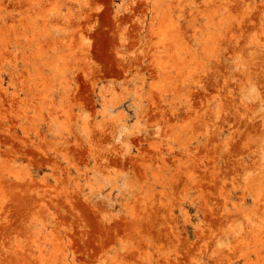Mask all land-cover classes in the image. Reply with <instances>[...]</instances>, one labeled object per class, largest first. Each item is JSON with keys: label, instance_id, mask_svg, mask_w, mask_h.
<instances>
[{"label": "rangeland", "instance_id": "obj_1", "mask_svg": "<svg viewBox=\"0 0 264 264\" xmlns=\"http://www.w3.org/2000/svg\"><path fill=\"white\" fill-rule=\"evenodd\" d=\"M0 264H264V0H0Z\"/></svg>", "mask_w": 264, "mask_h": 264}]
</instances>
